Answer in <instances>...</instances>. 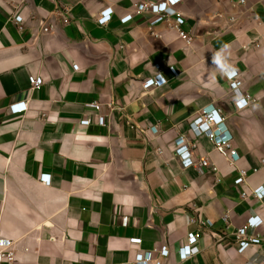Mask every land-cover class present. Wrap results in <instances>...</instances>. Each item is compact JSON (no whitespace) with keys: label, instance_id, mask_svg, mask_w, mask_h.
Segmentation results:
<instances>
[{"label":"crops","instance_id":"1","mask_svg":"<svg viewBox=\"0 0 264 264\" xmlns=\"http://www.w3.org/2000/svg\"><path fill=\"white\" fill-rule=\"evenodd\" d=\"M163 1L0 0V237L15 242L14 264H117L161 246L164 264H264V240L241 254L235 236L249 217L264 219V200L242 198L264 184V0H181L191 45L174 18L151 28L156 15L139 12ZM228 68L255 99L244 110ZM158 73L168 83L146 90ZM30 76L43 78L39 90ZM22 101L28 110L11 113ZM206 106L226 117L235 165L191 129ZM180 136L210 165L184 167ZM241 168L249 178L236 185ZM193 219L214 223L183 261ZM248 232L264 238V224Z\"/></svg>","mask_w":264,"mask_h":264},{"label":"built area","instance_id":"2","mask_svg":"<svg viewBox=\"0 0 264 264\" xmlns=\"http://www.w3.org/2000/svg\"><path fill=\"white\" fill-rule=\"evenodd\" d=\"M181 0H164L163 2H154L146 6H142L140 11L148 10L156 15V18L151 22V28L157 23L167 21L169 22L171 18H174V22L170 23V27L178 30L179 36L187 44L191 45L194 41V36L190 31L183 28L185 24V18L182 17L181 13L177 10V6ZM241 3L245 4L246 0H241ZM114 13L113 8H106L101 12L98 18V23L101 25L108 24ZM16 22H22L23 17L16 14L14 17ZM133 19V14H127L121 21L127 23ZM234 19V18H233ZM49 27H43L45 32L49 31ZM155 34V32H152ZM78 69V66H74ZM156 67L160 69V64ZM170 72L174 76H179V71L176 67H169ZM225 74L230 81V86L235 95V107L237 110H244L247 108L252 101H255L254 97L244 92L241 89L243 82L240 79V74L236 69L228 68L225 70ZM30 84L34 90H39L43 85L44 81L42 77L30 76ZM168 83L167 78L162 74L158 73L155 76L148 78L143 87L146 90H150L155 87H162ZM28 110V104L24 101L16 102L11 104L10 111L13 114H19L26 112ZM90 119H84L81 124H90ZM191 129L196 136L205 135L222 153L228 155L229 160L232 165H235V159L238 157L237 150L233 146V134L229 130L226 124V117L223 116L222 110L216 108L215 106H206L202 108L197 116L191 123ZM176 153L180 157L182 165L184 167L197 166L199 168L207 167L210 162L201 158L196 160L193 155L192 149L197 146L196 143H188L184 136H180L176 141ZM217 171V167H213ZM239 177L235 180L236 185L247 184L249 173L246 169L241 168ZM255 172L258 171L257 168L254 169ZM40 181L45 184L51 182V175L43 173L40 176ZM250 196L257 198L258 200H264V184L253 188L251 192L244 191L242 193V198L247 199ZM198 224V229L196 231H191L188 234L187 242L182 245L178 254L181 260L185 261L193 256L200 253L201 247L199 245V239L203 233V230L208 227L213 226L212 220H192ZM264 224V219L261 216H251L248 218L246 224L239 228L236 233V245L239 253H245L253 245H261L264 238L261 233L249 234L250 229H258ZM134 243H141L142 239L134 238L132 239ZM171 255V250L167 246H161L153 250H146L138 252L134 259L125 263L117 264H164V260L169 258ZM16 261V250L15 242L8 238L0 237V264H14Z\"/></svg>","mask_w":264,"mask_h":264}]
</instances>
